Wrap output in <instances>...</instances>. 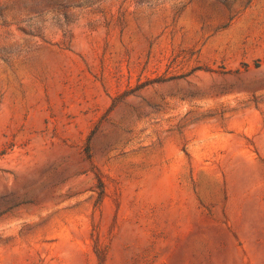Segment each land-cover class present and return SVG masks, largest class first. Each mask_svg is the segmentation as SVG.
Returning a JSON list of instances; mask_svg holds the SVG:
<instances>
[{
	"label": "rangeland",
	"instance_id": "1",
	"mask_svg": "<svg viewBox=\"0 0 264 264\" xmlns=\"http://www.w3.org/2000/svg\"><path fill=\"white\" fill-rule=\"evenodd\" d=\"M0 264H264V0H0Z\"/></svg>",
	"mask_w": 264,
	"mask_h": 264
}]
</instances>
